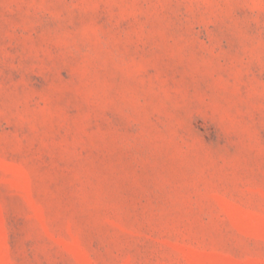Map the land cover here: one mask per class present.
Segmentation results:
<instances>
[{
  "label": "rangeland",
  "instance_id": "rangeland-1",
  "mask_svg": "<svg viewBox=\"0 0 264 264\" xmlns=\"http://www.w3.org/2000/svg\"><path fill=\"white\" fill-rule=\"evenodd\" d=\"M0 264H264V0H0Z\"/></svg>",
  "mask_w": 264,
  "mask_h": 264
}]
</instances>
